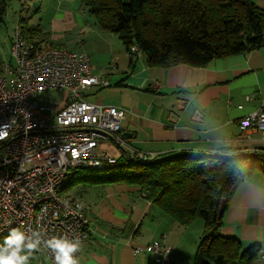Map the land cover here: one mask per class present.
Masks as SVG:
<instances>
[{"label": "crops", "instance_id": "obj_1", "mask_svg": "<svg viewBox=\"0 0 264 264\" xmlns=\"http://www.w3.org/2000/svg\"><path fill=\"white\" fill-rule=\"evenodd\" d=\"M255 2L264 9V0ZM62 12H57L55 23L71 29L84 26L86 19L81 15L70 9ZM90 28L106 40L115 35L101 27L97 30L92 24ZM81 33L84 37V30ZM106 48L113 51L109 43ZM126 50L125 56L118 50L117 58H112L116 67L111 71L105 67L95 72L92 68L94 73L107 74L111 83L91 88L103 90L98 102L126 109L122 133L127 140L123 147L129 153H152L154 160L183 152L231 156L237 150L264 147L259 139L238 140L241 119L264 101V47L216 58L203 66L180 63L170 67H151L144 54L138 57ZM255 175L257 179L247 177L234 193L220 231L240 239L244 246L259 244L264 249V176ZM90 197L91 203L83 206L92 232L77 255L80 264H157L151 250L135 254L133 248H146L163 236L167 244L174 246V264H187L178 253L186 234L192 233L190 225L180 226L163 214L139 187L107 184ZM195 222L198 228L194 233L199 234L201 221ZM29 264L53 262L35 254ZM254 264H264V259L258 256Z\"/></svg>", "mask_w": 264, "mask_h": 264}, {"label": "trees", "instance_id": "obj_2", "mask_svg": "<svg viewBox=\"0 0 264 264\" xmlns=\"http://www.w3.org/2000/svg\"><path fill=\"white\" fill-rule=\"evenodd\" d=\"M81 1L96 15L100 27L117 35L129 51L137 44L151 67L203 66L216 58L264 47V9L255 0ZM7 2L0 0V21ZM22 21L23 35L30 42L55 47L35 40V28L25 27ZM258 147L257 151L237 150L231 156L183 152L144 164L122 160L103 170L76 173L64 193L70 200L81 201L83 190L74 193L76 186L126 183L139 187L178 225L203 219L205 231L193 264H254L259 244L246 247L240 239L222 235L220 229L238 187L256 168L264 173V147ZM7 236L0 237V245Z\"/></svg>", "mask_w": 264, "mask_h": 264}, {"label": "built area", "instance_id": "obj_3", "mask_svg": "<svg viewBox=\"0 0 264 264\" xmlns=\"http://www.w3.org/2000/svg\"><path fill=\"white\" fill-rule=\"evenodd\" d=\"M17 26V25H16ZM133 51H143L135 43ZM10 60L4 61L0 79V227L7 222H20L31 236V205L38 197L52 196V204L43 209L38 230L42 240L63 237L84 245L92 232L83 203L81 210L67 207V196L55 201L57 181L74 171L79 164H101L122 161L129 153L123 146L122 133L126 109L87 99L92 86L110 85L107 74L92 71L89 56L81 51L36 52V44L16 46L13 34L9 46ZM115 68L116 62L111 61ZM46 90H56L61 97H45ZM249 98V97H248ZM238 140L264 142V101L239 123ZM119 149L108 151L109 143ZM101 147V153L98 152ZM149 249L157 264H174V246L164 236L146 248L135 246V254ZM80 250L75 254L80 253ZM40 254L55 264L54 254L43 245L32 255ZM264 259V249L259 252Z\"/></svg>", "mask_w": 264, "mask_h": 264}, {"label": "rangeland", "instance_id": "obj_4", "mask_svg": "<svg viewBox=\"0 0 264 264\" xmlns=\"http://www.w3.org/2000/svg\"><path fill=\"white\" fill-rule=\"evenodd\" d=\"M66 9L74 11L75 15L79 14L81 17H84V21L86 19L84 26L71 29L66 25L55 23L54 17L59 16L57 12H64ZM21 21L25 27L27 24L29 28H35L37 36H34V39L41 42L44 46L86 51L88 55H91V65L95 72L105 67L111 71L112 68L109 64L112 58H117L118 50L122 51V56H125L127 53L123 41L117 35H113L112 40H106L104 36L100 37L97 33L91 31L90 24L94 25L97 30L102 27L100 28L96 15L90 12L81 0H8L4 12V19L0 21V67L2 62L10 60L9 43L17 23H21ZM83 30L85 32L84 37L81 33ZM83 38L86 40L85 45H82ZM107 43L112 45V52L106 48ZM122 69H124V66L121 64L120 70ZM102 92L103 90L98 89V87L90 88L87 90V99L97 101ZM46 96L58 98L62 96V93L56 90H46ZM114 148L119 149L116 143L112 142L107 145L108 151H112ZM98 152L101 153V147H99ZM256 169L252 175L248 176H254L256 179L258 177L255 174L259 173L264 176L260 168ZM80 172V174H84L87 171L81 170ZM87 188L76 186L72 189L74 193L83 190L80 200L84 205H89L91 203L90 194H97L98 191L102 190L103 186L101 184H93ZM195 221H201L199 234L197 232L194 233L198 228V222ZM202 221V218H197V220L195 219L189 224L192 233L191 235L187 233L186 238L179 245L180 253L178 255L180 259L182 258L184 260L183 263H194L197 246L205 231V222L203 221L202 227Z\"/></svg>", "mask_w": 264, "mask_h": 264}, {"label": "bare ground", "instance_id": "obj_5", "mask_svg": "<svg viewBox=\"0 0 264 264\" xmlns=\"http://www.w3.org/2000/svg\"><path fill=\"white\" fill-rule=\"evenodd\" d=\"M14 36L16 38V46H23V45H32V42H30L22 32L21 25L19 22L17 23V26L14 30ZM137 45V44H136ZM50 50L54 51H63V48H57V47H40L36 45V52H50ZM130 52L133 55H137V51H133V46L130 47ZM4 76V66L3 63H1L0 67V79H2ZM154 156L149 155H123L122 160L125 161H149L152 160ZM118 162H109V163H101V164H79L78 167L74 169V171L70 172L68 175L63 177L61 181H57L55 187H54V199L55 201H63L64 200V190L65 187L69 184V182L73 179L74 175L81 170L83 171H96V170H103L111 165H115ZM120 163V162H119ZM52 204V196H45V197H38L33 200V203L31 205V217H29V226L30 231H37L38 230V220H41V215L43 212V209L46 208L47 205ZM67 207H69L72 210H81V203H79L77 200H70L67 197ZM19 228L22 231H25L28 235V230L26 226H22L20 222H7L4 223L0 227V237H3L5 235L10 234L11 229Z\"/></svg>", "mask_w": 264, "mask_h": 264}, {"label": "clouds", "instance_id": "obj_6", "mask_svg": "<svg viewBox=\"0 0 264 264\" xmlns=\"http://www.w3.org/2000/svg\"><path fill=\"white\" fill-rule=\"evenodd\" d=\"M3 138L0 135V139ZM41 245L52 251L55 264H80L79 258L75 256L81 248L78 237L75 242L66 236L42 240L39 231H34L29 236L19 228L11 229L10 235L0 245V264H29L30 257Z\"/></svg>", "mask_w": 264, "mask_h": 264}, {"label": "water", "instance_id": "obj_7", "mask_svg": "<svg viewBox=\"0 0 264 264\" xmlns=\"http://www.w3.org/2000/svg\"><path fill=\"white\" fill-rule=\"evenodd\" d=\"M137 164H144V162L141 161V162H138Z\"/></svg>", "mask_w": 264, "mask_h": 264}]
</instances>
